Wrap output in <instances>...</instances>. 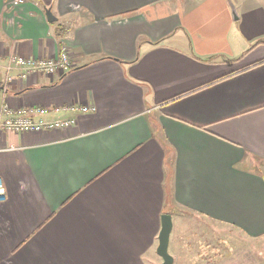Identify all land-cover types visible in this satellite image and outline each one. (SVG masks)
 <instances>
[{
	"label": "crops",
	"instance_id": "crops-1",
	"mask_svg": "<svg viewBox=\"0 0 264 264\" xmlns=\"http://www.w3.org/2000/svg\"><path fill=\"white\" fill-rule=\"evenodd\" d=\"M64 49L69 71L5 81L10 57ZM3 102L76 124L0 131V264H162V217L180 209L264 264V0H0ZM192 237L170 240L174 264Z\"/></svg>",
	"mask_w": 264,
	"mask_h": 264
},
{
	"label": "built area",
	"instance_id": "built-area-1",
	"mask_svg": "<svg viewBox=\"0 0 264 264\" xmlns=\"http://www.w3.org/2000/svg\"><path fill=\"white\" fill-rule=\"evenodd\" d=\"M25 0H14L15 6L22 5ZM71 68L70 57L64 49L57 59H34L20 56H12L7 60L4 67L7 83L13 81V74L19 73L20 78L28 80L33 75H55L65 73ZM65 111L75 114H90L97 111L95 106L71 105L64 108ZM51 110L45 107H31L12 109L8 104L0 105V131L16 134L43 133L52 130H63L71 128L76 124V119L66 118L59 120H46ZM6 188L0 177V202L5 200Z\"/></svg>",
	"mask_w": 264,
	"mask_h": 264
},
{
	"label": "rangeland",
	"instance_id": "rangeland-1",
	"mask_svg": "<svg viewBox=\"0 0 264 264\" xmlns=\"http://www.w3.org/2000/svg\"><path fill=\"white\" fill-rule=\"evenodd\" d=\"M173 220L172 243L185 235L193 236L191 264H252L261 258V245L235 229L181 209L174 213ZM169 253L172 254L170 249Z\"/></svg>",
	"mask_w": 264,
	"mask_h": 264
},
{
	"label": "water",
	"instance_id": "water-1",
	"mask_svg": "<svg viewBox=\"0 0 264 264\" xmlns=\"http://www.w3.org/2000/svg\"><path fill=\"white\" fill-rule=\"evenodd\" d=\"M232 9H233L234 19L237 20L238 13L234 7H232ZM46 15L50 23L56 22L57 19L54 17L51 9L46 10ZM173 228H174V223H173L172 215L170 214L163 215L162 227L158 237L159 246L157 249L158 255L163 260L162 264H174V258L169 253V245H170V239H171V234L173 232Z\"/></svg>",
	"mask_w": 264,
	"mask_h": 264
}]
</instances>
